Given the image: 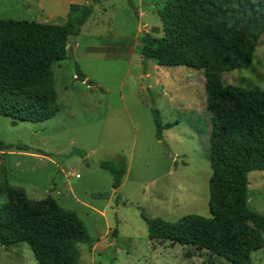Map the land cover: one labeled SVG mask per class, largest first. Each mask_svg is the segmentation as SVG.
I'll return each mask as SVG.
<instances>
[{
	"label": "rangeland",
	"instance_id": "1",
	"mask_svg": "<svg viewBox=\"0 0 264 264\" xmlns=\"http://www.w3.org/2000/svg\"><path fill=\"white\" fill-rule=\"evenodd\" d=\"M165 0H101L67 40L73 59L53 62L59 112L48 121L0 115V182L30 199L51 196L76 213L93 241L79 245L78 264H230L204 249L150 240L141 214L175 222L208 216L204 72L164 67L140 56L143 33L162 36L157 12ZM91 0H0V19L62 24ZM76 67L85 76L76 80ZM223 84L264 93V33L245 69ZM152 111L162 140L155 138ZM126 158L121 186L100 162ZM256 172L249 174L251 181ZM264 176V173L262 174ZM257 200L264 202V180ZM250 187V184H249ZM6 197L0 194V205ZM252 210V208H250ZM261 214H264V203ZM264 264V247L251 255ZM0 264H37L26 243L0 245Z\"/></svg>",
	"mask_w": 264,
	"mask_h": 264
},
{
	"label": "trees",
	"instance_id": "2",
	"mask_svg": "<svg viewBox=\"0 0 264 264\" xmlns=\"http://www.w3.org/2000/svg\"><path fill=\"white\" fill-rule=\"evenodd\" d=\"M91 2L73 8L62 24L0 19V115L39 123L59 112L53 62L67 58V40L77 36L92 12ZM162 36H143L140 56L164 67L204 72L207 131L208 216L185 215L175 222L141 214L150 240L204 249L230 264H253L264 247V215L247 204V175L264 171V93L223 84L222 75L251 65L264 33V0H165L157 12ZM76 80L85 76L76 67ZM155 138L162 140L152 111ZM0 143V151L11 148ZM118 189L126 158L100 162ZM0 245L26 243L37 264H78L79 245L93 241L75 212L51 196L30 199L22 188L0 182Z\"/></svg>",
	"mask_w": 264,
	"mask_h": 264
},
{
	"label": "crops",
	"instance_id": "3",
	"mask_svg": "<svg viewBox=\"0 0 264 264\" xmlns=\"http://www.w3.org/2000/svg\"><path fill=\"white\" fill-rule=\"evenodd\" d=\"M71 49H72V53H73L74 50H73V48H71ZM0 153H2V151H0ZM252 172H256V173H255L254 177H252V179L250 181L248 176ZM252 172H249L248 175H247V178H248L247 204H248L249 208H252V210L254 212H256L258 214H261L260 211L262 209V205H263L264 202L260 201V200H257V203H255V201H256V196L258 194H260V191H258V189L263 187V186H261V182L264 180V176L262 175L264 173V171H252ZM249 184H250V187H249Z\"/></svg>",
	"mask_w": 264,
	"mask_h": 264
},
{
	"label": "water",
	"instance_id": "4",
	"mask_svg": "<svg viewBox=\"0 0 264 264\" xmlns=\"http://www.w3.org/2000/svg\"><path fill=\"white\" fill-rule=\"evenodd\" d=\"M143 36H146L145 33H143ZM67 53H68V57L72 60L73 56H72V49L71 48H67Z\"/></svg>",
	"mask_w": 264,
	"mask_h": 264
}]
</instances>
